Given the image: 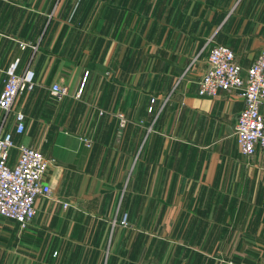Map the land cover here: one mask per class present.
Segmentation results:
<instances>
[{
    "label": "crops",
    "instance_id": "obj_1",
    "mask_svg": "<svg viewBox=\"0 0 264 264\" xmlns=\"http://www.w3.org/2000/svg\"><path fill=\"white\" fill-rule=\"evenodd\" d=\"M212 45L243 74L264 0H0V90L13 61L33 75L13 145L51 160L69 202L36 199L23 228L0 216V264H264V154L238 152L235 93L196 95Z\"/></svg>",
    "mask_w": 264,
    "mask_h": 264
},
{
    "label": "built area",
    "instance_id": "obj_2",
    "mask_svg": "<svg viewBox=\"0 0 264 264\" xmlns=\"http://www.w3.org/2000/svg\"><path fill=\"white\" fill-rule=\"evenodd\" d=\"M194 62H189L181 78ZM16 68L17 61L8 66L0 90V216L15 221L23 228L34 216L36 199L53 200L63 209L69 202L53 199V192L44 181L51 160L38 149L13 145L12 136H21L24 132V116L20 111L13 112V129L10 131L8 126L12 104L17 95L30 91L33 85L32 72L26 69L22 74H16ZM85 78L84 73L74 98L80 96ZM48 92L49 97L56 102L67 95V89L58 83L52 84ZM219 92H233L241 100L242 107L233 128L239 153L242 156H251L256 151L264 154V118L258 111L264 103V48L242 74L230 49L212 45L196 82V94L198 97L213 98ZM118 119L121 128L122 116L118 115ZM84 143L88 145V142ZM115 223L126 224L125 214L118 221L115 218L110 221V225Z\"/></svg>",
    "mask_w": 264,
    "mask_h": 264
},
{
    "label": "rangeland",
    "instance_id": "obj_3",
    "mask_svg": "<svg viewBox=\"0 0 264 264\" xmlns=\"http://www.w3.org/2000/svg\"><path fill=\"white\" fill-rule=\"evenodd\" d=\"M207 53H208V52H207ZM206 56H207V55H206ZM190 61H192V60H190ZM190 61H189V62H190ZM194 63H195V62H194ZM194 63H193V64H194ZM188 64H189V63H188ZM188 64H187V65H188ZM187 65H186V66H187ZM185 68H186V67H185ZM185 68H184V69H185ZM191 68H192V66H191ZM191 68H190V69H191ZM190 69H189V70H190ZM189 70H188V72H189ZM183 72H184V70H183ZM196 95H197V94H196ZM48 100H49V99H48ZM152 101H153V100H151V102H152ZM49 102H53V103H54V102H56V101L49 100ZM151 104H152V103H150V105L147 107V110H146L147 113H151V112H152ZM139 124H141V122H139ZM233 128H234V127H233ZM233 135H234V134H233ZM234 138H235V137H234ZM142 140H144V136H143V139H142ZM235 143H236V140H235ZM236 146H237V144H236ZM237 149H238V147H237ZM238 152H239V151H238ZM239 154H240V153H239ZM240 155H241V154H240ZM127 173H128V172H127ZM60 208H61V207H60ZM122 215H123V214H122ZM122 215H121V216H122ZM121 216H120V217H121ZM53 254H55V252H53Z\"/></svg>",
    "mask_w": 264,
    "mask_h": 264
}]
</instances>
